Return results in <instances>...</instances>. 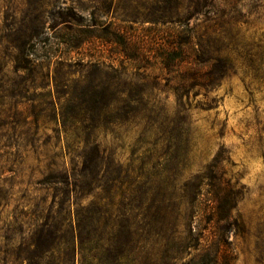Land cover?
<instances>
[{"label":"rangeland","instance_id":"374dc122","mask_svg":"<svg viewBox=\"0 0 264 264\" xmlns=\"http://www.w3.org/2000/svg\"><path fill=\"white\" fill-rule=\"evenodd\" d=\"M61 1L88 6L81 12L85 23L92 19L96 2L102 3V0ZM118 1L127 2L115 0V3ZM152 1L130 3L147 4L151 9ZM115 3L108 17L98 16L109 21ZM41 4V0H0V182L5 184L4 190L6 179L8 186H12L8 204L0 207V264H26L16 252L28 237L27 223L45 192L37 190L41 188L35 184L38 176H29L38 166L33 156L21 165L16 162L18 177L6 172L11 168L6 167V117L21 120L26 115L18 112L22 106L18 110L6 107L7 92L28 75L18 76L17 66L34 69L27 80L30 86L33 81L48 82L51 88L54 80L67 70L62 66H101L106 72V76L96 80L90 77L89 82L82 84L98 85L99 108L85 115L95 116L97 121L89 122L88 127L64 123L41 125L37 134L42 138L34 147L50 148L54 152L100 147L105 156L101 187L98 190L87 187V197L82 203L91 207L97 194L102 197L108 231L122 229L120 220L125 214L157 213L158 217H164L181 207L189 216L195 196L192 185L203 179L213 166H219L223 187H227L221 200L230 202L233 209L230 223L215 233L224 235L230 242L235 264H264V0H233L226 18L227 39L223 48L227 47L233 56V66L239 69L218 81L214 88L191 92L181 85V67L175 73L166 67L169 66L166 65L169 29L173 26L140 17L132 25L139 30L126 36L141 43L142 48L126 49L109 42L110 36L102 32L81 35L67 33L63 27L53 30L51 26L55 22L51 17L41 33L37 29ZM204 19L200 17L190 23L200 35L205 34L209 25ZM22 22L30 24L27 32L16 31ZM118 24L121 28L129 27L127 23L118 21ZM174 30L178 34L181 28ZM81 40L88 42L73 49ZM183 58L179 56L174 66H185ZM71 70L79 76L80 68ZM173 77H176L174 81ZM13 127L7 130L17 136L28 129L36 131L33 125ZM83 131L92 134L89 142L66 138V133L73 136ZM15 140L21 151L33 147L20 137ZM67 162L71 164L70 159ZM202 192V217L195 219L194 232L206 239L211 232L218 231L209 214L218 206L213 203L214 189L205 186ZM51 202L49 197L47 204ZM182 221L185 224L189 219ZM132 222L122 223L133 227ZM184 228L188 231L187 226ZM123 236L127 237L126 229ZM111 256L113 253L106 252L104 264H115L113 259H108ZM152 257L146 264L158 263ZM131 261L132 258L128 264H133Z\"/></svg>","mask_w":264,"mask_h":264},{"label":"trees","instance_id":"16d2710c","mask_svg":"<svg viewBox=\"0 0 264 264\" xmlns=\"http://www.w3.org/2000/svg\"><path fill=\"white\" fill-rule=\"evenodd\" d=\"M130 1L121 4L119 1L115 3V0L96 2L91 13L92 19L85 23L81 13L88 8L85 4L73 6L64 4L61 0H41L37 29L44 32L47 20L51 17L55 22L51 26L53 30L63 27L67 33L81 35L98 31L109 35V42L112 44L138 50L142 48L141 43L137 44L126 36L129 32L139 30L132 26L137 23L136 20L143 17L151 23L171 25L173 27L169 29L171 34L166 62L169 66L166 67L168 70L172 69V73L181 67V85L187 88V92L214 88L218 81L239 69V66H233V56L229 54L227 47L223 48L227 39L226 18L233 0H153L149 3L152 5L151 9L147 4L133 6ZM114 3L115 12L110 20H102L98 15L108 17ZM200 17L205 18L203 21L209 24L203 35L197 33L196 26L190 27L191 21H197ZM118 21L129 24V27L121 28ZM176 27L181 28L178 34V30H174ZM4 29L6 31V24ZM29 29L30 24L22 22L16 31L27 32ZM87 42L81 40L72 47L75 49ZM181 55L184 56L185 66H174ZM62 67H67V70L54 80L51 88L48 82L37 84L33 81L30 86L27 80L35 72L34 69L32 66H17L15 72L18 76L20 73L28 75L26 78L22 77L13 90L6 89L9 91L6 107L13 106L18 110V106H22L18 112L26 114L21 120L6 117V167H11L6 172L18 177L20 172L16 162L21 165L33 156L38 166L32 169L29 176H38L35 184L41 188L37 190H45L43 199L32 211L33 218L27 223L28 237L19 246L16 256L26 264H104L106 252L108 255L113 253L108 259H113L115 264H128L131 258L133 264H146V260L152 255L158 261L156 264H235L236 257L230 242L224 235L215 233L224 230L230 223L233 209L230 202L221 200L225 197L227 187H223L225 184L220 178L219 166H213V169L203 175V179L192 185L195 196L191 205L193 211L189 216L183 213L181 207L166 213L164 217H158L157 213L125 214L120 220L122 229L110 232L102 197L97 194L91 207L82 203L87 197V187L94 186L96 190L101 187L105 156L100 147L95 145L54 152L50 148L34 145L42 138L37 134L41 125L64 123L88 127L91 125L89 122L97 121L95 116L87 118L85 115L94 108H99L98 85L82 84L89 82L90 77L96 80L106 76V72L101 66ZM73 67L80 68L79 76L71 70ZM1 77L0 74V81ZM175 79L173 77L171 80ZM48 88L51 89L47 90ZM39 89L42 91L36 93ZM30 91L35 94L31 95ZM11 101L15 104L10 103ZM11 125L15 126L13 128L33 125L36 131L28 129L17 136L7 130ZM85 133L83 131L73 136L66 133V138L74 137L89 142L92 134ZM16 137L24 140L27 146H33L32 149L26 147L21 151L17 147ZM68 159L71 160L69 165ZM7 181L6 179V190L5 184L0 182V207L7 205L12 195V186H8ZM205 186L214 189L216 199L213 203L218 206L209 213L210 221L215 223L218 231L211 232L206 239L194 232L195 219L202 217L201 199ZM49 197H52V202L48 205ZM186 219L189 222L183 224L182 220ZM124 220L133 221L135 228L124 225ZM184 226L188 227V231ZM125 229L127 237L123 236ZM130 243L131 246L128 247Z\"/></svg>","mask_w":264,"mask_h":264}]
</instances>
